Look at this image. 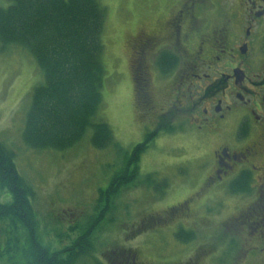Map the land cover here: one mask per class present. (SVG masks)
Segmentation results:
<instances>
[{
    "label": "rangeland",
    "instance_id": "obj_1",
    "mask_svg": "<svg viewBox=\"0 0 264 264\" xmlns=\"http://www.w3.org/2000/svg\"><path fill=\"white\" fill-rule=\"evenodd\" d=\"M171 1L97 0L105 16L100 36L104 74L101 104L93 121L110 127L119 150L113 146L106 150L91 146V128L76 147L65 152L25 147L21 138L25 113L32 90L42 82V73L24 48L11 45L0 52V143L13 152L19 174L33 191L31 202L37 212L38 236L43 244H52L57 250L70 247L87 220L97 215L99 191L106 189L113 174L122 169L124 153L163 126L140 159L138 181L153 174L158 181L166 180L169 186L162 196L139 184L126 189L114 200L113 211L107 215L104 212L105 221L96 230L93 250L75 264H121L119 249L132 256L136 264H183L195 257L197 251L198 264H260L259 259L263 258L251 242H246L253 236V230L244 229L243 239L247 238L242 241V228L233 224L240 212L259 208L261 204L256 175L250 195H231L226 187L216 197L200 193L204 171L211 163L217 142L204 144L203 133L196 132L187 119H182L181 112L175 111L172 118L160 116L163 110L159 98L164 92L160 87L152 88L153 111L145 108V115L139 117L136 110L124 41L132 29L170 18ZM8 4V0H0V8ZM189 197L193 198L194 214L203 218L200 229L187 228L186 224H180L179 217L163 214L168 207ZM6 199L9 200L8 193ZM145 216L157 221L142 229ZM180 226L194 232L191 242L175 238ZM9 232L6 229L0 236ZM20 241L24 242L23 238ZM12 249L0 257V264L23 263Z\"/></svg>",
    "mask_w": 264,
    "mask_h": 264
},
{
    "label": "flooded vegetation",
    "instance_id": "obj_2",
    "mask_svg": "<svg viewBox=\"0 0 264 264\" xmlns=\"http://www.w3.org/2000/svg\"><path fill=\"white\" fill-rule=\"evenodd\" d=\"M170 4V18L136 27L124 41L136 110L139 117L145 115V108L153 111L152 88L160 87L164 91L160 116L172 118L175 111L181 112L182 119L203 133L204 144L217 142L200 193L216 197L225 187L228 193L231 181L241 176L250 177L252 188L256 175L261 204L240 212L233 224L242 228V241L247 238L243 239V230H253L246 242H251L264 264V0H172ZM32 198L28 202L38 232ZM192 201L189 197L163 214L179 217L187 228L200 229L203 218L194 214ZM9 202L10 197L7 200L6 192H1L0 203ZM147 217H142L141 228L150 220ZM199 254L183 264H198Z\"/></svg>",
    "mask_w": 264,
    "mask_h": 264
},
{
    "label": "trees",
    "instance_id": "obj_3",
    "mask_svg": "<svg viewBox=\"0 0 264 264\" xmlns=\"http://www.w3.org/2000/svg\"><path fill=\"white\" fill-rule=\"evenodd\" d=\"M8 3L0 8V52L11 45L24 48L42 73V82L32 90L25 113L21 134L24 146L34 151L65 152L76 147L91 128L90 145L95 149L117 147L110 127L93 121L101 104L104 74L100 36L105 16L97 0H8ZM161 128H155L143 142L124 153L122 169L113 174L106 189L99 191L97 215L87 220L84 229L79 230L80 235L63 250L40 240L28 202L33 191L16 170L13 152L0 143V193L6 192L10 197L9 204L0 203V232L10 229L9 234L0 236V257L12 247L23 260L21 264H75L90 254L96 230L105 221L104 212L107 215L113 211L119 195L139 184L162 196L169 186L166 180L158 181L153 174L138 181L140 159ZM251 183L250 177H237L228 186V193L249 195ZM193 233L180 227L175 238L189 243L195 238ZM118 252L121 264H136L122 249Z\"/></svg>",
    "mask_w": 264,
    "mask_h": 264
}]
</instances>
